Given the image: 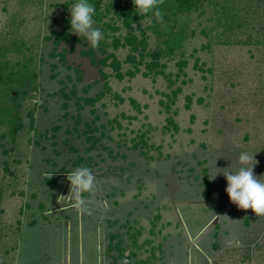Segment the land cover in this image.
Returning a JSON list of instances; mask_svg holds the SVG:
<instances>
[{
  "label": "rangeland",
  "instance_id": "374dc122",
  "mask_svg": "<svg viewBox=\"0 0 264 264\" xmlns=\"http://www.w3.org/2000/svg\"><path fill=\"white\" fill-rule=\"evenodd\" d=\"M109 2L131 19L93 48L75 0H0V41H21L37 82L13 142L0 125V264H264V216L212 179L246 152L264 181V3L257 39L221 43L196 11L183 48L154 60L150 16ZM85 165L81 212L67 176Z\"/></svg>",
  "mask_w": 264,
  "mask_h": 264
},
{
  "label": "trees",
  "instance_id": "16d2710c",
  "mask_svg": "<svg viewBox=\"0 0 264 264\" xmlns=\"http://www.w3.org/2000/svg\"><path fill=\"white\" fill-rule=\"evenodd\" d=\"M75 1L76 3L79 2V0ZM88 2L96 10L93 16L95 21L93 27L100 26L103 35H105L104 39H117L110 36L111 31H115L120 27L118 25L121 22L120 14H123L124 17L126 16L123 24L128 26L131 12L126 9L129 8H124L119 3L115 5L113 2L107 3L105 8H103L102 0H88ZM260 3H264V0H164V3L159 6L163 14L162 23L158 22L152 13L146 14L151 18L148 28L157 41L154 48L151 51H147V55L154 60L175 55L183 48L185 41L190 38V34L186 29L188 16L196 11L205 13L208 9H211V17L214 21V24L209 29L220 28L217 33L219 42L224 43L228 42L229 39H242L243 37L244 39H257L252 32H258V30H255L254 25L249 24L254 21L257 22L258 17L255 16L259 13L258 4ZM113 7V12H111ZM132 12L137 13L136 10H132ZM261 13L264 18V10ZM251 14L252 16L250 17ZM105 18H109L110 23L104 25ZM250 18L251 21L249 20ZM249 26L252 27L251 30ZM128 38L133 40L135 36L130 35ZM1 42L0 125L5 128L2 136L10 137L13 142L18 131L22 128L21 107L23 101L30 90L37 88L36 72L33 66V57L24 52V49H22L23 45L19 39ZM11 52L16 57L9 56ZM113 64H116L115 60Z\"/></svg>",
  "mask_w": 264,
  "mask_h": 264
},
{
  "label": "clouds",
  "instance_id": "9594fccd",
  "mask_svg": "<svg viewBox=\"0 0 264 264\" xmlns=\"http://www.w3.org/2000/svg\"><path fill=\"white\" fill-rule=\"evenodd\" d=\"M163 3L164 0H133L140 15L152 13L161 23L163 14L159 6ZM95 11V7L88 0H79L70 10L72 32L85 36L93 48L98 47L102 37L101 29L93 27ZM254 160V155L242 152L237 161V170H233L232 163L227 168H217L218 171L212 179L217 174H222L227 181L226 192L230 201L242 210L251 209L256 216H264V181L254 174L253 168L258 163L256 160V163H252ZM67 179L70 181V193L66 198L74 200L77 210L89 211L83 194L93 191L97 183L91 169L86 165L78 167Z\"/></svg>",
  "mask_w": 264,
  "mask_h": 264
}]
</instances>
